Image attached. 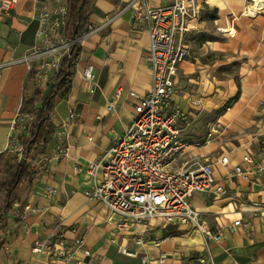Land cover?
Segmentation results:
<instances>
[{
  "label": "crops",
  "instance_id": "crops-1",
  "mask_svg": "<svg viewBox=\"0 0 264 264\" xmlns=\"http://www.w3.org/2000/svg\"><path fill=\"white\" fill-rule=\"evenodd\" d=\"M126 1L94 0L89 26L102 25ZM171 1L147 3L159 7ZM198 1L202 10L183 41L188 56L179 68L172 106L186 115V121L178 122L181 138L190 144L186 157L211 162L216 182L226 189L218 200H211L207 192L189 198L209 227L225 229L222 241L206 242L184 225L124 221L84 194L91 181L83 167L112 147L133 115L125 96L113 113L106 111L107 101L119 89L145 94L151 85L145 60L147 26L126 12L79 40L80 57L69 95L56 103L51 115L59 124L70 112L76 114L64 139L65 154L55 159L54 138L43 153L51 160L49 170L36 172L30 183L19 186L11 210L18 216L10 212L0 232L4 241L0 264L46 262L47 253L34 255L31 247L57 229L67 243L81 237L95 264H142V259L155 260L160 252L166 255L163 264H194L201 254L215 264H264V0ZM48 4L18 0L0 21V154L10 148V122L19 115L23 98H32L37 90L25 57L36 47L38 15ZM252 7L259 9L255 15L248 14ZM86 67L94 73L93 93L83 79ZM51 80L50 75L46 91H38L41 96L48 94ZM236 93L238 97L222 111L223 98ZM220 156L228 158L226 167L219 165ZM244 156L253 162L244 163ZM235 166L241 167L242 175L233 173ZM47 185L54 188V195L47 196ZM26 204L33 211L24 210ZM236 220L240 225L233 233L227 231Z\"/></svg>",
  "mask_w": 264,
  "mask_h": 264
},
{
  "label": "built area",
  "instance_id": "built-area-1",
  "mask_svg": "<svg viewBox=\"0 0 264 264\" xmlns=\"http://www.w3.org/2000/svg\"><path fill=\"white\" fill-rule=\"evenodd\" d=\"M47 1L49 4L38 15L40 30L36 47L25 57L40 92L46 91L50 75L54 84L62 59L74 44L66 35L67 0ZM147 1L127 0L107 16L102 25L97 28L89 26L82 36L91 35L109 26L115 18L129 13L134 21L147 26L149 44L145 60L151 74V85L145 94L119 89L107 101L106 111L113 113L114 105L125 96L132 105L133 115L112 147L83 167V172L91 181L84 194L104 204L124 221L136 225L156 221L162 227L184 225L190 231L199 233L206 242L219 243L225 229L209 227L201 214L191 207L189 198L195 192H207L211 200H218L224 197L226 189L216 182L211 162L200 157H186L190 144L181 138L178 125L180 120L186 121V115L172 106L179 68L188 56V48L183 41L189 32L190 22L198 19L203 3L198 0H172L159 7H150ZM17 2L0 0V21ZM83 79L92 87L89 92L93 93L94 73L91 67L85 68ZM75 116L70 112L59 124L53 123L55 159L65 154L64 139ZM31 122L32 119L26 115H17L10 122L9 150L17 161L23 158L21 142L29 136ZM24 160L36 172H47L51 165V160L43 154L37 155L33 161ZM242 160L244 163L253 162L248 156ZM218 163L226 167L229 161L226 156H220ZM233 173L242 175L243 171L240 166H235ZM45 189L47 196L55 194L52 186L47 185ZM24 210L33 211L28 204ZM10 214L18 216L15 210ZM239 225L240 220H236L226 226V230L233 233ZM31 251L34 255L47 253L48 258L42 264H95L81 237L75 238L71 244L67 243L58 229L49 238L34 241ZM77 253L81 258L77 257ZM122 253L137 257L132 252ZM165 259V253L160 252L157 259L150 261L144 258L142 264H163ZM194 264L215 263L201 254ZM228 264L237 263L231 261Z\"/></svg>",
  "mask_w": 264,
  "mask_h": 264
},
{
  "label": "trees",
  "instance_id": "trees-1",
  "mask_svg": "<svg viewBox=\"0 0 264 264\" xmlns=\"http://www.w3.org/2000/svg\"><path fill=\"white\" fill-rule=\"evenodd\" d=\"M93 2L94 0H67L66 35L74 44L69 54L62 59L55 83L48 94L42 97L36 90L32 98L22 100L19 115L32 119L29 136L21 142L23 158L20 161L17 158L14 160L9 149L0 154V177L4 176L3 180L0 179V232L17 200L19 186L30 183L36 175V171H32L24 159L35 160L54 139L55 127L51 115L56 103L69 95L71 78L80 57L79 40L90 25ZM3 245L4 241L0 237V250Z\"/></svg>",
  "mask_w": 264,
  "mask_h": 264
},
{
  "label": "rangeland",
  "instance_id": "rangeland-1",
  "mask_svg": "<svg viewBox=\"0 0 264 264\" xmlns=\"http://www.w3.org/2000/svg\"><path fill=\"white\" fill-rule=\"evenodd\" d=\"M253 3H255V1H252ZM253 8V7H252ZM252 10V9H251ZM253 12V14L252 15H255L256 13V11H252ZM230 72H233V71H230ZM35 82V81H34ZM53 83H55V80H53ZM36 84V87H37V91H39V85H38V83H35ZM228 94H230V93H228ZM238 95H239V93H236L232 98H228L227 96H225L224 98H223V100H225L226 101V103L224 104V106L221 108V110L222 111H224L225 110V107L233 100V99H236L237 97H238ZM43 97V96H42ZM187 133L186 132H183V135L185 136ZM12 158L15 160V156H13L12 155Z\"/></svg>",
  "mask_w": 264,
  "mask_h": 264
},
{
  "label": "bare ground",
  "instance_id": "bare-ground-1",
  "mask_svg": "<svg viewBox=\"0 0 264 264\" xmlns=\"http://www.w3.org/2000/svg\"><path fill=\"white\" fill-rule=\"evenodd\" d=\"M252 11H256V12H258V11H259V9H258V8H256V9H253V8H252V10H250V12H249L248 14L252 15V14H253V12H252ZM256 12H255V13H256Z\"/></svg>",
  "mask_w": 264,
  "mask_h": 264
}]
</instances>
